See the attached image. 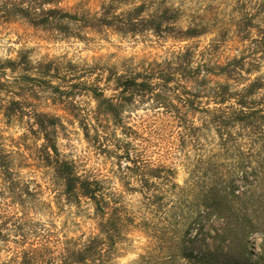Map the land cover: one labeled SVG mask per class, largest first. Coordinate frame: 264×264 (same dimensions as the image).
<instances>
[{
	"label": "clouds",
	"instance_id": "clouds-1",
	"mask_svg": "<svg viewBox=\"0 0 264 264\" xmlns=\"http://www.w3.org/2000/svg\"><path fill=\"white\" fill-rule=\"evenodd\" d=\"M264 264V0H0V264Z\"/></svg>",
	"mask_w": 264,
	"mask_h": 264
},
{
	"label": "trees",
	"instance_id": "trees-1",
	"mask_svg": "<svg viewBox=\"0 0 264 264\" xmlns=\"http://www.w3.org/2000/svg\"><path fill=\"white\" fill-rule=\"evenodd\" d=\"M203 264H231V257L218 249L215 255H208Z\"/></svg>",
	"mask_w": 264,
	"mask_h": 264
}]
</instances>
